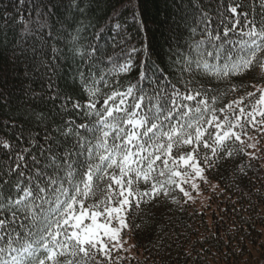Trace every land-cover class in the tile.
<instances>
[{"label": "trees", "instance_id": "16d2710c", "mask_svg": "<svg viewBox=\"0 0 264 264\" xmlns=\"http://www.w3.org/2000/svg\"><path fill=\"white\" fill-rule=\"evenodd\" d=\"M260 4L261 0H0V146L10 145L0 147L5 199L8 190L21 183V172L27 177L41 170L33 155L41 164L54 154L63 157L75 144L63 133L96 122L85 114L92 102L89 89L98 92V112L114 91L132 87L137 95L153 97L152 106L167 103L176 90L183 95L199 92L209 101L217 100L211 108L219 114L226 105L264 87V53L258 54L254 70L227 79L205 74L198 63H217L206 55L212 44L247 39L236 34L223 37L233 26L229 20L239 18L236 32L247 31V14L259 29L264 21ZM229 6L237 8L236 16ZM209 28L220 41H208ZM128 63L131 68L120 72ZM250 104L246 100L245 106ZM190 106H199L198 101ZM27 149L28 168L17 169L16 158ZM228 151L234 154L221 152L211 162L200 161L201 167L207 165V179L220 188L206 210L178 190L140 208L133 205L129 236L137 256L110 254V260L97 257L100 264H264V138L257 153L247 144H235ZM205 155L210 151L199 153ZM104 187L87 203L103 199ZM139 190L149 186L141 184Z\"/></svg>", "mask_w": 264, "mask_h": 264}, {"label": "snow or ice", "instance_id": "6c2138e0", "mask_svg": "<svg viewBox=\"0 0 264 264\" xmlns=\"http://www.w3.org/2000/svg\"><path fill=\"white\" fill-rule=\"evenodd\" d=\"M260 6L264 8V0ZM227 10L237 15L236 7ZM245 20L247 31L238 33L239 18L227 22L233 26L223 31V37L236 34L247 39L212 44L206 55L217 63L198 62L205 74L227 79L254 70L258 54L264 53V21L257 29L247 14ZM207 34L209 42L221 40L210 28ZM130 68L128 63L119 71ZM88 94L92 102L85 106V114L96 122L63 133L75 140L73 149L63 157H48L44 164L33 155L32 161L41 170L27 177L21 172V183L8 190L7 199L0 185V264H100L97 257L110 260L112 252L123 250L122 236L129 230L128 213L133 205L140 208L142 203L167 196L169 190L188 196L183 185L192 181L196 190L195 180L207 182V165L201 167V159L211 162L221 152L231 157L234 153L229 147L246 144L249 129L264 135V88L226 105L219 114L211 108L217 100L209 101L199 92L183 95L176 90L167 103L157 101L152 106L153 97L137 95L129 87L114 91L99 112L98 92L89 89ZM246 100L251 104L245 106ZM194 101L199 106H190ZM185 149V155H175ZM204 149L211 155L199 157ZM30 151L16 158L17 169L28 168L25 155ZM141 184L149 190L141 192ZM101 185H105L106 196L98 203H87L96 199Z\"/></svg>", "mask_w": 264, "mask_h": 264}, {"label": "rangeland", "instance_id": "374dc122", "mask_svg": "<svg viewBox=\"0 0 264 264\" xmlns=\"http://www.w3.org/2000/svg\"><path fill=\"white\" fill-rule=\"evenodd\" d=\"M259 88H264L263 86ZM251 110V109H249ZM261 132H264V129H261ZM247 136L250 137V139L247 140V145H252L253 147H250L251 153H257L259 150V145L261 144V141L264 138V135H260L258 132L249 129L247 132ZM180 171H183L182 169H178ZM193 179H195L193 177ZM205 179L207 182H204L202 180H195V183L199 185V187L196 190H193L191 187V182L189 181L188 184L183 185L185 188V191L189 193L188 196H186L191 202H193L198 208L202 210H206L209 207L210 204V198L214 195V193H219L220 188L218 185L214 182H211L207 179V176L205 174ZM123 241V250L122 251H114L111 254L117 255H126V256H133L136 257L137 253L134 249L133 242L129 236V230H126L123 233L122 236Z\"/></svg>", "mask_w": 264, "mask_h": 264}]
</instances>
